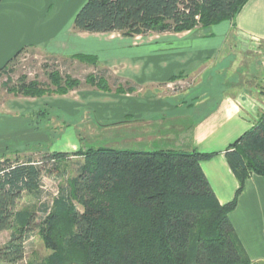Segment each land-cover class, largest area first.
<instances>
[{
	"label": "trees",
	"instance_id": "1",
	"mask_svg": "<svg viewBox=\"0 0 264 264\" xmlns=\"http://www.w3.org/2000/svg\"><path fill=\"white\" fill-rule=\"evenodd\" d=\"M248 0H85L73 16L80 32H118L124 37L176 33L232 20ZM28 46H22L0 67V73ZM95 61V55H72ZM95 63V62H94ZM9 70V69H8ZM99 71V70H97ZM106 72V71H105ZM104 71L84 81L102 91L133 93L139 86ZM49 85L25 76L5 84L24 97L66 94L81 80L58 70L47 74ZM181 77L180 73L170 80ZM169 80V81H170ZM264 93V90H263ZM45 110L36 112L37 119ZM126 120H121L122 123ZM37 126V125H36ZM75 175L51 203L18 207L24 193L38 200L42 168L51 162L62 174L63 151H45L39 160L20 161L0 155V231L10 229L0 247L5 264H261L252 261L240 243L229 213L245 181L264 177V108L253 125L224 150L238 185L231 200L221 203L201 161L215 152L196 148L150 150L86 147ZM40 217L37 220V212ZM37 231L51 252L40 260L20 262L24 242Z\"/></svg>",
	"mask_w": 264,
	"mask_h": 264
},
{
	"label": "crops",
	"instance_id": "2",
	"mask_svg": "<svg viewBox=\"0 0 264 264\" xmlns=\"http://www.w3.org/2000/svg\"><path fill=\"white\" fill-rule=\"evenodd\" d=\"M38 1L43 0H31L30 7L23 8L22 1L0 0V65L22 46L46 49L47 40L60 27L56 26L58 19L63 6L68 4L59 0L55 10L45 14L36 10ZM83 34L86 33L70 34L72 38L60 43L57 49L45 51L63 57L95 55L94 48L79 43ZM156 50L139 48L134 54L124 55L122 66L118 57L112 58L111 62L117 63L112 68L108 66L113 75L147 90L144 95L103 93L107 97L105 117L123 127L126 139L129 131H136V125L140 127L136 137L146 133V138L156 139L163 132L162 126L173 125L175 117L182 115L178 129L174 128L175 148L215 152L212 158L201 161V168L218 200L228 202L238 182L224 150L253 125L264 103V0H248L232 20L176 32L174 44L163 51ZM177 73L183 78L189 76L190 85L166 102L162 96L151 97L162 104L156 108L162 118L155 121L160 128L155 123L156 130L150 133L147 129L152 122L141 118L150 110L147 91L168 83ZM12 106L20 108V102H12ZM6 116L0 115V155L6 153L5 140L16 132L13 123L17 119ZM121 120L126 121L119 123ZM229 219L249 258L264 264L263 176L252 173L247 178Z\"/></svg>",
	"mask_w": 264,
	"mask_h": 264
},
{
	"label": "rangeland",
	"instance_id": "3",
	"mask_svg": "<svg viewBox=\"0 0 264 264\" xmlns=\"http://www.w3.org/2000/svg\"><path fill=\"white\" fill-rule=\"evenodd\" d=\"M11 1H22L23 5L20 7L29 8L31 0ZM57 1L59 0L38 1L35 2V8L38 12L43 10L45 14H49L47 12L55 10ZM64 1L68 5L63 6L58 19L59 23L56 26L60 27L52 38L47 40L46 49L27 45L28 48L24 49L0 73V115H5V117H7L6 115L14 116L19 121L15 120L13 123L16 128L15 134L5 140L8 145L5 148L8 156L10 158L18 157L20 161L31 157L36 161L41 158L45 151L58 150L66 152V156L60 164L62 174L53 168L51 162L46 163L45 167L42 168L39 185L41 192L38 200L31 198L30 194L24 193L17 202L20 208L25 205L34 206L35 204H40V202L51 203L52 197L57 194L59 188L66 184L69 177L75 175L78 163L83 159L82 155L73 154L75 150L99 146L132 150L157 149L164 147L163 145L175 147V136L177 135L175 129H178L179 121L183 117L178 115L171 123L173 125L162 126L163 132L156 139L146 138V133L136 137L135 135H139L140 127L138 125L135 127L136 131L127 133L128 137L126 139V132L123 127L115 125V121L105 117L108 113L107 106L104 103L107 97L103 96V93L107 94L108 92L85 83L84 77L94 71L96 74L99 71H106V78L110 81V87L113 89L114 83L112 81L111 75L113 73L111 68L114 65L116 66L117 63L111 62L112 58L118 57L120 63L122 56L134 54V51L139 48L163 51L164 48L174 44L175 33L151 32L146 35L124 37L118 32H84L86 34H83L78 41L83 45L85 44L84 46L86 47L94 48L95 63L83 61L76 57L72 58L71 56L63 57L53 52L48 53L45 51L47 48L54 51L60 43L72 38L70 34L80 32L72 28V21L75 12L85 0ZM64 33H67V35L62 36ZM163 43H165V47L162 46ZM5 63L6 60L0 67ZM120 65L122 66V63ZM108 66L111 68H108ZM50 70H58L61 75L69 74L79 78L81 84L78 88L66 94L48 93L37 98L13 95L6 91L5 84H15L21 76H25L27 80L36 79L44 85H49L47 74ZM190 79L189 76L187 78L179 77L166 84L149 88L147 94L150 110L146 113L144 112L143 116H141L145 122H152L148 126V132L154 133L156 130L155 123L158 125L155 121L162 118L161 113L156 110L157 106L162 104H158V101L151 97L154 96L155 99H158L157 95H159L166 102L165 100L171 99L173 94H179L186 90L190 85ZM140 88L133 94L144 95L147 89ZM110 92L112 93L113 91ZM17 101L20 102V108L12 106V102ZM42 109L46 111V114L37 119L36 112ZM183 123H186V120H183ZM159 126H157V129L160 128ZM18 133L19 138L17 136ZM39 217L40 211L37 212V220ZM10 232V229L0 231V247L9 239ZM24 247V254L20 260L22 263L30 260H40L51 252L37 231L29 233V236L25 239ZM0 264L5 263L0 261Z\"/></svg>",
	"mask_w": 264,
	"mask_h": 264
},
{
	"label": "built area",
	"instance_id": "4",
	"mask_svg": "<svg viewBox=\"0 0 264 264\" xmlns=\"http://www.w3.org/2000/svg\"><path fill=\"white\" fill-rule=\"evenodd\" d=\"M261 108H264V103L262 104V107Z\"/></svg>",
	"mask_w": 264,
	"mask_h": 264
}]
</instances>
